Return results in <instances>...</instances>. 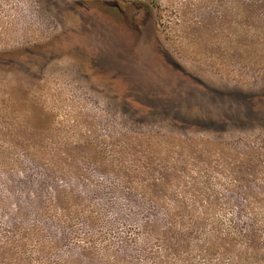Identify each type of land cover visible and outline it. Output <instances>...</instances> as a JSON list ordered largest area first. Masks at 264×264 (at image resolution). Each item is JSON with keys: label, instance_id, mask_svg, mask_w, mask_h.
<instances>
[{"label": "rangeland", "instance_id": "374dc122", "mask_svg": "<svg viewBox=\"0 0 264 264\" xmlns=\"http://www.w3.org/2000/svg\"><path fill=\"white\" fill-rule=\"evenodd\" d=\"M0 264H264V0H0Z\"/></svg>", "mask_w": 264, "mask_h": 264}]
</instances>
